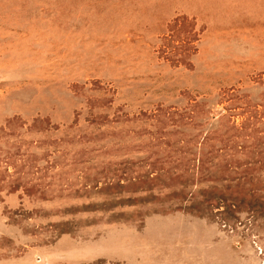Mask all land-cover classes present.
I'll use <instances>...</instances> for the list:
<instances>
[{"label":"rangeland","instance_id":"rangeland-1","mask_svg":"<svg viewBox=\"0 0 264 264\" xmlns=\"http://www.w3.org/2000/svg\"><path fill=\"white\" fill-rule=\"evenodd\" d=\"M0 264H264V0H0Z\"/></svg>","mask_w":264,"mask_h":264}]
</instances>
